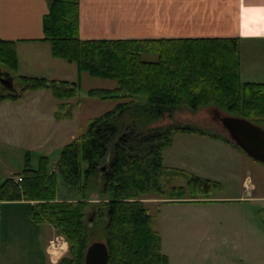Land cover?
Returning a JSON list of instances; mask_svg holds the SVG:
<instances>
[{"label":"trees","instance_id":"obj_1","mask_svg":"<svg viewBox=\"0 0 264 264\" xmlns=\"http://www.w3.org/2000/svg\"><path fill=\"white\" fill-rule=\"evenodd\" d=\"M79 1L47 0L43 39L54 58L75 64L78 72L114 80L112 88L89 89L85 94L115 104L87 121L83 132L61 148L53 168L45 155L33 168L27 153L23 168L0 183V201L24 200L30 220L49 223L69 243L58 264H83L87 246L96 240L107 245V264H169L156 218L143 196L155 194L176 202L206 197L219 182L179 168H172L170 175H184L187 188L165 187L163 176L170 167L163 164V151L171 148L177 132L219 135L154 123L181 107L216 106L264 128V82L241 80L236 37L82 39ZM0 64L16 69L12 41L0 39ZM15 77L19 88L13 84L15 92H0V100L47 89L60 101L55 118H71L70 100L80 98L79 80ZM56 173L75 189V198H57ZM17 176L21 182H16ZM92 190L101 200L96 202L94 217L88 218Z\"/></svg>","mask_w":264,"mask_h":264},{"label":"rangeland","instance_id":"obj_2","mask_svg":"<svg viewBox=\"0 0 264 264\" xmlns=\"http://www.w3.org/2000/svg\"><path fill=\"white\" fill-rule=\"evenodd\" d=\"M240 52L241 80L264 82V41L243 40ZM66 65L69 68L62 75L64 78L59 80H79L80 98L70 100L73 104L70 120L65 118L66 121L60 124L48 125V141L42 151L50 152V168L54 167L61 148L72 140L71 134L78 136L89 119L112 109L115 104L111 99L100 100L85 94L89 89L112 88L116 85L114 80L78 72L73 63ZM0 68L15 75L14 71L1 64ZM13 83L19 88L16 77ZM0 90H3L1 83ZM224 115L226 113L216 106L196 110L181 107L154 123L155 126H191L221 137L177 132L173 136L172 148L163 151V164L170 167L163 176L165 187L187 188L184 175H170L172 168H179L219 182L218 186L209 188L206 197L198 201L176 202L166 201L168 199L155 194L143 196L149 213L156 218L162 252L167 255L169 264H264V164L222 139L225 137L232 141L220 122ZM30 154L31 164L36 167L42 155L36 150ZM56 192L60 199H73L76 194L58 173ZM88 196L90 203L86 213L88 218H93L96 202L101 197L97 190L90 191ZM3 212L13 214L11 220L4 215V230L33 237V226L26 222L29 219L25 210Z\"/></svg>","mask_w":264,"mask_h":264},{"label":"crops","instance_id":"obj_3","mask_svg":"<svg viewBox=\"0 0 264 264\" xmlns=\"http://www.w3.org/2000/svg\"><path fill=\"white\" fill-rule=\"evenodd\" d=\"M47 12V0H0V39L13 42L17 57L15 75L8 73L11 77L64 78L62 75L69 68L67 62L54 58L50 44L43 39L42 22ZM79 36L236 37L240 42L264 41V0H80ZM49 94L47 89H40L26 92L18 99L0 100V183L23 168L27 153L30 164L32 151L42 156L50 154L42 151L48 141V125L67 119L55 118L58 101ZM74 137L70 135V139ZM9 209L26 211V222L33 226L32 238L4 230V215L10 220L13 217L12 213L3 212ZM54 240L56 249L50 246ZM65 242L49 223L30 220L24 200L0 201V264H52L65 255Z\"/></svg>","mask_w":264,"mask_h":264},{"label":"water","instance_id":"obj_4","mask_svg":"<svg viewBox=\"0 0 264 264\" xmlns=\"http://www.w3.org/2000/svg\"><path fill=\"white\" fill-rule=\"evenodd\" d=\"M14 77L8 72L0 77L3 89L15 92ZM220 122L227 131L230 139L249 157L264 164V128L244 117L226 114ZM108 249L104 241L96 240L86 248L83 264H107Z\"/></svg>","mask_w":264,"mask_h":264},{"label":"clouds","instance_id":"obj_5","mask_svg":"<svg viewBox=\"0 0 264 264\" xmlns=\"http://www.w3.org/2000/svg\"><path fill=\"white\" fill-rule=\"evenodd\" d=\"M62 247H63L64 254H66L68 249H69V247H70V245H69L68 242H65ZM52 264H58V260L53 261Z\"/></svg>","mask_w":264,"mask_h":264},{"label":"built area","instance_id":"obj_6","mask_svg":"<svg viewBox=\"0 0 264 264\" xmlns=\"http://www.w3.org/2000/svg\"><path fill=\"white\" fill-rule=\"evenodd\" d=\"M22 181V178L21 176H17L16 177V182H21ZM50 246L53 248V249H56V240H54L53 242L50 243Z\"/></svg>","mask_w":264,"mask_h":264},{"label":"flooded vegetation","instance_id":"obj_7","mask_svg":"<svg viewBox=\"0 0 264 264\" xmlns=\"http://www.w3.org/2000/svg\"><path fill=\"white\" fill-rule=\"evenodd\" d=\"M7 76V72L4 70V69H1L0 68V77H2V76ZM245 153V152H244ZM197 199H202V198H194L193 200L194 201H198Z\"/></svg>","mask_w":264,"mask_h":264}]
</instances>
